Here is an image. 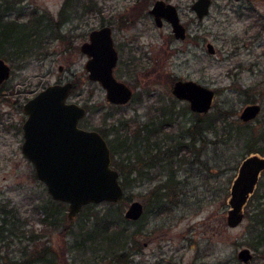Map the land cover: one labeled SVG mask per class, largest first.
<instances>
[{"label": "rangeland", "instance_id": "1", "mask_svg": "<svg viewBox=\"0 0 264 264\" xmlns=\"http://www.w3.org/2000/svg\"><path fill=\"white\" fill-rule=\"evenodd\" d=\"M155 1L0 0V26L31 14L51 20L35 55L18 58L5 46L12 71L0 90V264H244L237 257L243 247L253 251L249 264H264V245L252 246L262 227L247 217L236 227L227 224L231 185L250 155L244 137L227 143L220 126L219 135L185 132L195 114L226 111L237 121L254 98L262 111L248 123L254 136L263 133L264 0H213L203 19L191 8L194 0H166L179 8L185 40L176 39L167 22L156 26L149 12ZM105 24L112 25L120 54L114 74L134 90L125 105L108 102L105 88L89 79L80 50L89 32ZM179 79L215 90L209 112H193L173 95ZM68 80L75 85L69 101L91 107L80 126L104 130L110 145L147 125L151 142L164 146L158 163L129 175L123 199L82 209L72 219L68 204L51 197L22 150L23 105L47 85ZM255 193L264 194V172ZM134 200L144 204L135 221L124 215ZM257 203L264 208V197Z\"/></svg>", "mask_w": 264, "mask_h": 264}, {"label": "water", "instance_id": "2", "mask_svg": "<svg viewBox=\"0 0 264 264\" xmlns=\"http://www.w3.org/2000/svg\"><path fill=\"white\" fill-rule=\"evenodd\" d=\"M212 3L213 0H195L191 7L198 19H203L210 13ZM150 13L158 26L163 24L164 18L171 23L176 38L186 37V29L174 4L157 0ZM111 33L109 26L93 29L89 40L81 44V51L88 57L85 68L89 79L105 88L108 102L124 105L131 101L134 91L114 75L119 55ZM207 51L215 53L211 42L207 43ZM59 70H63V65ZM11 71V65L0 57V85L11 77ZM72 88L71 81L49 84L28 99L23 108L27 118L23 123L25 140L22 150L33 162L36 176L46 184L51 197L68 204V219L75 217L85 205L119 202L125 194L120 173L113 166L107 139L99 130L80 126L88 110L69 101ZM172 93L176 98L188 101L196 113L209 112L216 95L214 89L192 79L176 80ZM261 111L260 103H249L241 111L240 119L252 121ZM263 172L264 155L260 153H251L240 161L230 189L228 226L236 227L243 222L246 206ZM143 213L144 204L134 200L124 215L135 221ZM237 257L242 263L249 264L254 257L253 251L243 247Z\"/></svg>", "mask_w": 264, "mask_h": 264}, {"label": "trees", "instance_id": "3", "mask_svg": "<svg viewBox=\"0 0 264 264\" xmlns=\"http://www.w3.org/2000/svg\"><path fill=\"white\" fill-rule=\"evenodd\" d=\"M49 22H51V20L47 21L43 14L39 16H36L35 14L33 16L31 14L30 18L25 22H20L18 20H8L3 23V25L0 26V57H5L4 51H6V49L8 48L5 47L7 44L11 45V48L16 53L15 56L18 58H26L35 55L36 52H38L37 50L40 49L39 39L49 28ZM74 87L75 85L73 86L72 92L74 90ZM254 102L256 101L253 98L252 102L250 103ZM112 106L116 107L114 105ZM86 107L88 111L91 110V107L87 105ZM221 113L222 115H220ZM225 113L226 111H221L218 114L219 116H209L207 114L201 116L200 114H195V117H197V119L193 121L190 127L186 128L185 132L189 133L193 138H200L204 131L213 132L216 135H219V131L217 130V128L218 126H220L224 131V134H226V138H224V141H226L227 143H233L234 141L238 142L241 137H244V144L242 146L247 150V153L251 154L259 152L264 155V130L263 133H259L258 136H254V132H251V129H253L254 127L250 126L248 122H242L240 119H237V121H235L236 119L229 120L228 117L225 116ZM171 114L172 113H170V115L168 116L171 117ZM107 118L109 117L105 116V120ZM170 119L171 118H167V120ZM82 121L83 123L87 124L85 118L82 119ZM122 124L124 125V123ZM147 127V125H144L142 129H136L133 132L132 136H129L127 134L121 135L120 138L116 136L115 143L110 141V148L112 150L113 156V166L117 168L120 173V178L124 189L128 188L129 175L134 173V170H138V174H141L142 167L144 171V168L154 166V164L159 162V156L161 157L162 148L164 146L158 145L157 141L151 142V140L149 139V132L151 131V129H149V127L147 129ZM247 128H249L250 130L249 134H246V132H244V130ZM99 131L103 134L104 137H106V133L104 130ZM156 133L157 131H155L153 134ZM173 137L170 136V138L172 139ZM259 143V148L256 149V145ZM123 152H126L127 154L129 152H133V156L128 154L127 157H123L121 155V153ZM131 157L134 158L135 162H132ZM144 157L153 158L154 163L145 165V162L143 161ZM263 197V193H254L246 206L248 209L246 210L245 217L250 220L253 227H262L256 237H254V239L258 241V244L254 243L252 245L255 249H259L262 245H264V208L261 207V204L257 203ZM253 202L255 203V207L251 208ZM96 205L97 204L94 203L88 204L85 205L82 209H88ZM216 264L223 263L217 262Z\"/></svg>", "mask_w": 264, "mask_h": 264}, {"label": "flooded vegetation", "instance_id": "4", "mask_svg": "<svg viewBox=\"0 0 264 264\" xmlns=\"http://www.w3.org/2000/svg\"><path fill=\"white\" fill-rule=\"evenodd\" d=\"M157 1V0H156ZM155 1V2H156ZM164 1H166V0H164ZM195 1V0H194ZM154 2V3H155ZM167 3H171V2H168V1H166ZM154 3H153V5H154ZM173 4V3H172ZM153 5H152V7H153ZM175 5V4H174ZM176 6V5H175ZM192 6V5H191ZM151 7V8H152ZM177 7V6H176ZM151 8H150V10H151ZM192 8V7H191ZM177 9H178V11H179V8L177 7ZM150 10H149V12H150ZM195 12V11H194ZM151 14V13H150ZM152 15V14H151ZM179 15H180V13H179ZM153 16V15H152ZM153 18H154V16H153ZM180 19H181V17H180ZM155 20V19H154ZM165 22H167V23H169L170 25H171V23L170 22H168L166 19H164L163 18V24L161 25V26H158L157 24H156V22H155V24H156V26H158V27H160V28H162L163 26H164V24H165ZM181 23L183 24V22L181 21ZM184 25V24H183ZM103 26H109V27H111V30H112V38H113V43H114V47H115V49L117 50V52H118V55H119V58H120V54H119V50H118V48H117V46H116V44H115V40H114V36H113V27H112V25H108V24H105V25H102V26H100V27H103ZM100 27H97V28H100ZM184 27H185V29H186V37L184 38V39H180V40H185L186 38H187V28H186V26L184 25ZM171 28H172V33H173V35H174V37L176 38V36H175V34H174V32H173V27H172V25H171ZM95 29V28H94ZM93 30V29H92ZM91 30V31H92ZM90 31V32H91ZM90 32H89V34H90ZM176 39H178V38H176ZM88 40H89V36H88ZM85 41H87V40H85ZM84 41V42H85ZM80 50H81V45H80ZM82 52V51H81ZM84 54V53H83ZM5 59V58H4ZM87 60H88V57H87ZM118 62H119V59H118ZM86 64V63H85ZM118 64V63H117ZM117 66V65H116ZM115 66V67H116ZM115 67H114V70H115ZM86 69V68H85ZM115 73V72H114ZM115 75V74H114ZM117 78V77H116ZM118 79V78H117ZM8 80V79H7ZM7 80H5L1 85H0V90L2 91V90H4V89H2L3 87H4V83L7 81ZM120 80V79H119ZM68 81H71L72 83H73V81L72 80H68ZM60 83H62V82H60ZM73 86H74V83H73ZM73 89V88H72ZM0 91V92H1ZM134 91V90H133ZM9 93V92H8ZM71 93H72V91H71ZM3 94L4 95H7V91L5 90V91H3ZM134 96V95H133ZM133 98V97H132ZM30 99V98H29ZM132 100V99H131ZM125 105V104H124ZM86 107V106H85ZM23 108H24V105H23ZM87 108V107H86ZM88 110V109H87ZM23 112H24V110H23ZM26 118H27V114H26V117H25V120H26ZM24 123V122H23ZM23 123H22V128H23ZM23 134H24V129H23ZM24 140H25V137H24ZM24 143V142H23ZM23 145V144H22ZM113 157V156H112Z\"/></svg>", "mask_w": 264, "mask_h": 264}]
</instances>
